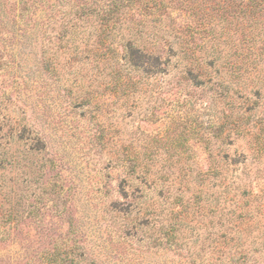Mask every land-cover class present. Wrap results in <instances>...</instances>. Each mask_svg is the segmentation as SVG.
<instances>
[{
  "label": "rangeland",
  "instance_id": "obj_1",
  "mask_svg": "<svg viewBox=\"0 0 264 264\" xmlns=\"http://www.w3.org/2000/svg\"><path fill=\"white\" fill-rule=\"evenodd\" d=\"M0 264H264V0H0Z\"/></svg>",
  "mask_w": 264,
  "mask_h": 264
}]
</instances>
